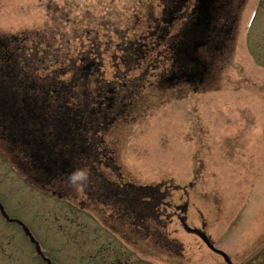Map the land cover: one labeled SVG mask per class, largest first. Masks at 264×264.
Instances as JSON below:
<instances>
[{
	"label": "rangeland",
	"instance_id": "obj_1",
	"mask_svg": "<svg viewBox=\"0 0 264 264\" xmlns=\"http://www.w3.org/2000/svg\"><path fill=\"white\" fill-rule=\"evenodd\" d=\"M151 1L156 6L157 0ZM148 10L149 0H0V37L18 40L13 43L17 77L36 81L33 93H39L36 85L43 87L40 93H50L53 82L72 76L63 72L70 58L79 66L88 57L92 41L135 44L146 30L135 16L145 18ZM217 10L220 25L228 17L230 22L223 34L211 38L215 53L206 49L209 73L199 84L161 77L126 81L119 89L131 88L130 95L106 91L96 112L91 111L99 90L94 79L103 71L102 86L108 90L109 79L124 69L115 48L103 56L101 71L93 63L90 76L74 69V78L90 84L77 88L79 107L85 109L80 120L82 127H97L112 158L103 173L113 178L121 173L130 184L165 193L174 205L186 204L188 224L207 228L220 248L246 254L264 247V0H218ZM81 126L73 128L88 151L93 138ZM9 144L0 138V202L10 217L23 221L48 249L58 240L70 245L72 239L111 237L99 221L101 213L81 201L83 188L70 186L75 182L64 174L45 190V167H34L29 158L32 166L26 167ZM62 192L67 197H60ZM175 221L165 233L195 244L196 236L179 230ZM25 238L23 229L7 224L0 213V241L10 239L7 252L35 253L22 242ZM69 247L63 252L73 253ZM198 248L193 246L194 260L208 259Z\"/></svg>",
	"mask_w": 264,
	"mask_h": 264
},
{
	"label": "flooded vegetation",
	"instance_id": "obj_2",
	"mask_svg": "<svg viewBox=\"0 0 264 264\" xmlns=\"http://www.w3.org/2000/svg\"><path fill=\"white\" fill-rule=\"evenodd\" d=\"M217 1L157 0L155 6L149 0V10L145 18L135 16L137 24L141 21L140 24L146 29L141 32L138 39L134 40L135 44L125 46L121 42V45L112 47L111 44L108 45V42L101 45L100 41L96 43L98 39L95 36L97 40L96 42L92 41L88 57L84 58L86 63L83 70L85 78L94 72V68L95 71L96 69L101 71L104 64L103 56L115 48L114 57L119 58L124 69L109 79L112 81V85L109 84V89L113 95L117 93L125 96L130 95L131 88L122 89L120 87L119 89V86L126 85V81L158 80L160 77L164 80L195 84L205 81L209 73L207 71L209 61L205 59L209 52L207 53L206 49L209 48L211 56L215 53L211 52V38L214 35L223 34L225 26L230 22L229 17L224 25H220L216 21L218 19L215 15L218 12ZM156 8H158V14H156ZM137 24L133 25V28ZM129 28L127 27V29ZM7 39L0 37V65H10L12 69L1 71L0 81H17L15 70L17 68L18 71L19 58L15 53V44L18 40L13 35ZM22 40L25 43L24 39ZM13 43L15 44L13 45ZM79 55L81 54L79 53ZM79 58L81 57L79 56ZM93 63L97 64L94 65V68H92ZM102 72L98 73L100 76L94 79L96 84L104 83L105 78ZM131 72L133 75H130ZM133 90L135 92L136 88ZM28 97L34 98L35 102L42 101V104L48 107L49 105L44 102L49 98L61 99L62 95L50 96L48 93H36L28 94ZM50 106L52 107V104ZM58 106L62 107L61 104ZM6 128V120L0 118V138L8 140L9 137L5 136ZM47 129L48 127H44L39 130L41 132L39 137L42 139L41 144L43 145H48ZM89 130L93 140L89 144L88 151L78 141L76 142L75 139L78 137H74L75 142H72V147L64 148L65 143H61L59 151L54 152L55 159L46 158L44 151L38 152L41 154L43 162L53 168V170L44 168V174L49 178L40 183L49 191L54 180H64L63 176L67 174L70 180L75 182L72 184L70 182V186L83 188L81 201H88L90 207L101 213L99 221L105 225L111 237L90 236L78 240L72 239L70 245L73 247V253H64L63 251L70 245L60 243L61 240H58L59 243L50 244L51 247L54 245L53 249H48L40 239L28 236L21 224L7 222V224L18 225L23 229L26 238L22 242L26 241L25 245L29 247V251H35V253L28 255L9 253L7 246L10 245L8 244L10 239H3L0 241V264H264L263 246L258 250H250V253L246 254L242 253L244 249L234 253L222 249L210 237L207 228L193 226L186 222L184 215L186 204L181 207L174 205L172 200L165 199V193H160V190L148 191L139 185L130 184L123 180L121 173L115 178L112 177L113 175L105 174L106 171L103 173L102 167L110 168L112 158L107 154L108 149L104 147L105 145L102 146L101 135L97 136L99 133L95 128ZM76 133L74 132V135ZM31 145L35 147L33 149H44L34 141ZM67 155L69 156L67 157ZM59 156L66 160L60 161ZM29 157L31 161L35 160L31 155ZM36 164L37 161H34L35 167ZM65 164L67 169L63 166ZM87 170L89 175L85 173ZM84 173L85 175H83ZM73 175L76 176V179H72ZM163 192L167 193L169 190L163 188ZM59 196L67 197L63 192L59 193ZM175 219L179 220V230L196 236L195 244L187 238H179L165 233L164 230L167 227L177 224ZM92 233L95 234V231ZM201 234H206L216 249L226 253L230 262L225 259L223 254L209 247L200 237ZM194 245L207 253L209 260H194L197 255L193 250Z\"/></svg>",
	"mask_w": 264,
	"mask_h": 264
},
{
	"label": "trees",
	"instance_id": "obj_3",
	"mask_svg": "<svg viewBox=\"0 0 264 264\" xmlns=\"http://www.w3.org/2000/svg\"><path fill=\"white\" fill-rule=\"evenodd\" d=\"M71 62L69 63V68H67V71H63L66 66H64L61 71L67 73L71 72V77L68 81H59V82H53L51 85V92L49 93V90L46 91L50 96H56L57 94H61V99H54L49 98L48 101L44 102L48 104V112L46 114V117L48 118L49 122L47 123L48 127V137H47V144L43 150L39 149L41 152H45L46 158H52L51 155L55 151H59V148H61V142H76L78 139L74 140V128H80L82 121L80 118L82 117L85 109H81L79 107V97L77 95L78 89L80 87H89L90 84L88 81H86V84L83 83V85L78 84V82L75 81V71L74 69L83 70L84 66L86 65L85 61L79 66H74L73 59H71ZM73 65V66H72ZM74 80V81H72ZM17 82L19 83V92L16 93L14 90L9 89V91H4L3 96L0 98V118H3L6 120L7 125V135L11 136L9 140H7L12 147V149H16L17 152L21 155V158H23V161L25 162L26 167L32 166V163L28 165L27 159L28 156V143L34 141L38 145L41 143L42 139H40L39 135L41 132V128H43L40 124H37L36 122L32 121L33 117H31V111L28 108V102L30 97H28V94L34 95V93L29 89V86L32 84H36V81H28L24 79L17 78ZM101 84H96L99 86V90H95L96 94H94V99H96L95 103H97L96 109L91 108V111L95 110L96 112H101L102 106L100 97L102 95H106V91L111 93L110 89L104 90L105 86H102ZM49 88V87H48ZM108 88V87H107ZM106 89V88H105ZM104 90V91H103ZM66 91L65 93H63ZM40 93V92H39ZM13 94V97H12ZM85 95V94H84ZM112 95V94H111ZM88 96V95H85ZM29 99H28V98ZM88 98V97H87ZM91 98V97H90ZM110 98V97H109ZM33 98H31L32 100ZM92 100V99H91ZM110 100V99H109ZM39 102V101H38ZM37 103L34 101V104ZM39 103H42L40 101ZM52 104V107L50 106ZM58 104H61V108H59ZM108 105V103H107ZM60 112V121L63 125L64 131L66 132L64 135V138L57 139L56 132L54 130L53 124H50V120L54 119L56 116V111ZM50 124V125H48ZM83 126V125H82ZM81 129H84L85 131L90 129V127H82ZM95 130H98L96 126ZM60 143V144H59ZM62 143V144H63ZM58 144V145H57ZM57 145V148H56ZM70 147L69 145H65L64 148ZM82 147V146H81ZM84 148V146H83ZM69 155H67L68 157ZM30 159V158H29ZM53 159V158H52ZM34 166V165H33ZM35 167V166H34ZM86 175H89V171L87 170ZM85 173L83 175H85Z\"/></svg>",
	"mask_w": 264,
	"mask_h": 264
},
{
	"label": "bare ground",
	"instance_id": "obj_4",
	"mask_svg": "<svg viewBox=\"0 0 264 264\" xmlns=\"http://www.w3.org/2000/svg\"><path fill=\"white\" fill-rule=\"evenodd\" d=\"M11 69H12V67L10 65H3V64L0 65V72L1 71H10ZM15 71H16V73L18 72L17 68ZM18 85H19V83L17 81H8V80L7 81H0V98L3 96L4 91H9V89H11V90L13 89L16 93H18L19 92ZM34 85L29 86V89L31 91L34 90V88H33ZM36 86H37L38 92L43 90V89H40L39 85H36ZM36 93H34V94H36ZM29 101L30 102H28V104H29L28 108L31 111V117H33L32 121L36 122L37 124H40L44 128L45 126H47V123L49 122L48 118L46 117V114H47L49 108L46 105L39 103V102L34 104L33 99L32 100L29 99ZM59 119H60V112L56 111V116L54 117V119L50 120L51 121L50 124H53V126H54V130L56 132L57 139H62V138H64V135L66 132L64 131L63 125ZM50 124H48V125H50ZM61 143H63V142H61ZM64 143H65L64 145H66V144L70 145L71 144L70 142H64Z\"/></svg>",
	"mask_w": 264,
	"mask_h": 264
},
{
	"label": "water",
	"instance_id": "obj_5",
	"mask_svg": "<svg viewBox=\"0 0 264 264\" xmlns=\"http://www.w3.org/2000/svg\"><path fill=\"white\" fill-rule=\"evenodd\" d=\"M0 212H1L2 216H3L7 221H10V222L16 221V222L20 223V224L23 226V228H24L26 234H27L28 236L34 238L33 235L31 234L29 228H28V227H27V226H26L21 220L9 217V215L7 214V212H6V210H5L4 206H3V204H2L1 202H0ZM200 237L204 240V242H205L209 247H211V248L214 249L215 251H217V252L223 254V255L225 256V259L228 260V261L230 262V259L228 258V256L226 255V253H224V252L221 251V250L216 249V248L212 245V243L210 242V240H209V238H208L207 235H205V234H201ZM37 245H38V244H37Z\"/></svg>",
	"mask_w": 264,
	"mask_h": 264
},
{
	"label": "clouds",
	"instance_id": "obj_6",
	"mask_svg": "<svg viewBox=\"0 0 264 264\" xmlns=\"http://www.w3.org/2000/svg\"><path fill=\"white\" fill-rule=\"evenodd\" d=\"M72 179H76V176H75V175H73Z\"/></svg>",
	"mask_w": 264,
	"mask_h": 264
}]
</instances>
